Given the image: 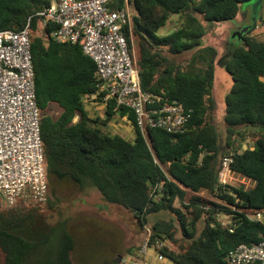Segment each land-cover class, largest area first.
I'll return each instance as SVG.
<instances>
[{
    "label": "trees",
    "instance_id": "obj_1",
    "mask_svg": "<svg viewBox=\"0 0 264 264\" xmlns=\"http://www.w3.org/2000/svg\"><path fill=\"white\" fill-rule=\"evenodd\" d=\"M52 1L0 0V30H20L31 17L48 182L45 203L20 198L11 204L0 193V264H77L80 240L67 219L57 220L43 208L46 203L53 208L63 186L96 187L106 202L122 206L140 229L150 230L151 244L163 242L160 252L176 264H228L231 249L263 240L264 217L251 215L264 216V40L251 35L254 24L239 43L237 36L229 40L221 58L216 47L203 44L202 19L231 20L248 0H131L135 15L126 35L143 88L191 109L184 132L151 128L144 134L135 113L110 100L104 123L116 113L127 116L135 127L133 141L107 133L90 116L85 97L96 94L102 100V81L80 45L58 42L49 37L52 27L42 26L37 12ZM173 14L180 16L179 24L159 34ZM219 63L233 80L224 123L216 120ZM248 129L259 132L253 145L240 151ZM226 156L233 158L231 170L253 181L252 187L220 182ZM223 216L229 225L222 224ZM116 255L111 264H130Z\"/></svg>",
    "mask_w": 264,
    "mask_h": 264
},
{
    "label": "built area",
    "instance_id": "obj_2",
    "mask_svg": "<svg viewBox=\"0 0 264 264\" xmlns=\"http://www.w3.org/2000/svg\"><path fill=\"white\" fill-rule=\"evenodd\" d=\"M115 4V0H53L37 14L43 27H52L49 37L80 45L94 60L102 81L100 91L105 92L101 102L107 105L114 100L117 108L132 110L144 134L151 128L184 132L191 109L143 88L126 35L135 11L131 0H124L122 6ZM30 21L31 17L20 30H0V193L11 204L20 198L36 203L48 198ZM260 22H256L257 28ZM89 98L97 99V95L86 96L85 101ZM232 161V156L222 160L219 180L223 184L236 176L230 168ZM251 216L256 220L264 217L262 212ZM221 222L229 225L231 221L221 217ZM150 234L149 230L139 250L124 262L136 264L150 248L156 250L158 259L165 258L160 252L163 242L151 244ZM227 262L264 264V239L253 245L239 244L229 251Z\"/></svg>",
    "mask_w": 264,
    "mask_h": 264
},
{
    "label": "rangeland",
    "instance_id": "obj_3",
    "mask_svg": "<svg viewBox=\"0 0 264 264\" xmlns=\"http://www.w3.org/2000/svg\"><path fill=\"white\" fill-rule=\"evenodd\" d=\"M132 9L135 11L133 4ZM200 17L202 18V16ZM179 21L180 16L178 14L171 15L165 25L159 30V34L166 35L172 32L179 24ZM202 21L206 27L203 44L216 47L219 51V58L226 54L229 40L233 39L234 33L240 31L243 27L253 24L250 7L241 8L237 17L231 20L218 23L209 22L204 19ZM257 21H261V26L256 28L251 35L264 40V3ZM239 41L240 39L237 38L236 42L239 43ZM133 45L134 53H136L137 42L134 40ZM232 83V76L226 67L217 65L214 82V93L218 103L216 120L222 123H224L223 114L225 113L226 106L225 97L229 93ZM90 101L94 100L90 98L87 104ZM95 101L97 102L96 105H100L101 101L99 99H95ZM54 114H57V111L54 110ZM257 132L259 131L248 129V137L242 143L240 151L253 145L255 134H258ZM127 136L133 135L128 134ZM163 168L165 169V166ZM229 182L236 186H244L245 188H250L254 185L253 181L238 174ZM202 194L205 196L209 195L206 191H202ZM43 208L46 213L54 215L57 220L67 219L68 228L73 229L74 234L80 240V245L88 244L90 248H95L97 242L88 238L92 235H98L101 242L100 234L105 238L108 235L117 249L116 254H120L119 257L123 259V263H128L124 262V259H127V255L132 254L135 249L138 251L147 236V231L140 229L137 222L125 208L106 202L98 189L91 185H87L83 189L73 186H70V188L63 186L61 187V198L54 202L53 208H47V203ZM116 209L122 210L125 213L122 215ZM119 216H125V218L119 219Z\"/></svg>",
    "mask_w": 264,
    "mask_h": 264
},
{
    "label": "crops",
    "instance_id": "obj_4",
    "mask_svg": "<svg viewBox=\"0 0 264 264\" xmlns=\"http://www.w3.org/2000/svg\"><path fill=\"white\" fill-rule=\"evenodd\" d=\"M94 101H90L89 104L87 102L90 100H86V108L90 113V116L93 119H97L96 124L101 126L107 133L110 134H119L123 136L124 138L133 141L136 132H135V127L132 124V122L127 118V116H122L120 113H116L111 120L108 122L104 123V119L106 118V105L101 102L100 105H96L97 102L95 101L94 98H91ZM133 135L128 137L127 135ZM118 213L120 212L122 215L125 213L122 210H118ZM119 219L125 218V216H119ZM225 221L230 222V219L227 217H222ZM101 237V242L100 238L98 235H92L88 239L89 240H94L97 242V246L95 248H90L89 245L87 244H82L80 243L77 244L75 253H76V262L77 264H111L115 257H116V247L113 244L112 239L107 237H103L102 234H100ZM137 249L133 251L135 254ZM132 254L127 255V259L131 257ZM125 260V259H124ZM176 264L174 261L171 259L165 257L163 260L158 259V254L154 248L148 249L146 252L144 258H140L138 260L137 258V263L136 264Z\"/></svg>",
    "mask_w": 264,
    "mask_h": 264
},
{
    "label": "water",
    "instance_id": "obj_5",
    "mask_svg": "<svg viewBox=\"0 0 264 264\" xmlns=\"http://www.w3.org/2000/svg\"><path fill=\"white\" fill-rule=\"evenodd\" d=\"M263 3H264V0H248L243 4L242 8L244 9L248 7L251 8L253 24L243 27L240 31L235 32L233 37L237 36L238 38L241 39L243 37V34L246 33L248 30H250L254 24H256L259 12L263 7Z\"/></svg>",
    "mask_w": 264,
    "mask_h": 264
},
{
    "label": "clouds",
    "instance_id": "obj_6",
    "mask_svg": "<svg viewBox=\"0 0 264 264\" xmlns=\"http://www.w3.org/2000/svg\"><path fill=\"white\" fill-rule=\"evenodd\" d=\"M86 102V101H85Z\"/></svg>",
    "mask_w": 264,
    "mask_h": 264
}]
</instances>
